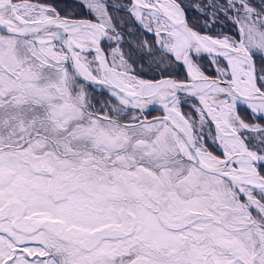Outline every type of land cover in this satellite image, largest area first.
Masks as SVG:
<instances>
[{
    "label": "snow or ice",
    "instance_id": "obj_1",
    "mask_svg": "<svg viewBox=\"0 0 264 264\" xmlns=\"http://www.w3.org/2000/svg\"><path fill=\"white\" fill-rule=\"evenodd\" d=\"M0 264H264V0H0Z\"/></svg>",
    "mask_w": 264,
    "mask_h": 264
},
{
    "label": "trees",
    "instance_id": "obj_2",
    "mask_svg": "<svg viewBox=\"0 0 264 264\" xmlns=\"http://www.w3.org/2000/svg\"><path fill=\"white\" fill-rule=\"evenodd\" d=\"M205 66H206V70L209 74H213L214 73V67L210 66L207 61L204 62Z\"/></svg>",
    "mask_w": 264,
    "mask_h": 264
}]
</instances>
